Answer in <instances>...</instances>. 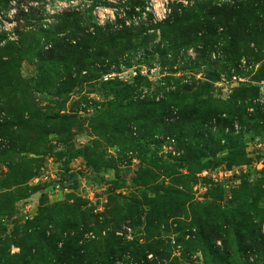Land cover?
<instances>
[{
  "label": "rangeland",
  "instance_id": "obj_1",
  "mask_svg": "<svg viewBox=\"0 0 264 264\" xmlns=\"http://www.w3.org/2000/svg\"><path fill=\"white\" fill-rule=\"evenodd\" d=\"M237 1L0 0V264H264V49L202 39Z\"/></svg>",
  "mask_w": 264,
  "mask_h": 264
},
{
  "label": "trees",
  "instance_id": "obj_2",
  "mask_svg": "<svg viewBox=\"0 0 264 264\" xmlns=\"http://www.w3.org/2000/svg\"><path fill=\"white\" fill-rule=\"evenodd\" d=\"M237 2L241 3H234L231 5L227 3L220 8L221 11L222 9L224 10L223 15L221 16L223 18L221 20L227 23V25L221 26L225 29L224 39L220 40L219 36L216 37V31L219 28L216 24L220 19L208 21V25L205 27V36L202 39L204 40L205 45L207 44V46L211 48L221 41L223 49L231 53L234 57L235 55L236 57L249 55L255 58L257 55L253 49L259 51L264 49V0H243ZM207 13L208 16H212L211 14L214 12ZM196 31L198 32V30ZM140 32H142V30ZM138 35L139 33L137 36L132 35V43L139 39L141 45L146 44V41H144L145 37ZM168 45H171L169 41ZM251 45H253L252 48ZM203 61L205 64L209 62L208 58H204ZM246 91H243L242 94H246ZM250 91V95H257L256 88H253V90ZM239 139L240 137H235L228 146H225V148L232 151L233 148L238 146ZM239 156L246 161L244 154H239ZM239 156H235V160ZM206 248L210 257L215 259L216 255L214 250L208 245H206ZM125 252H127V250L123 249L120 251V255H123ZM103 264H113V262L103 261Z\"/></svg>",
  "mask_w": 264,
  "mask_h": 264
},
{
  "label": "built area",
  "instance_id": "obj_3",
  "mask_svg": "<svg viewBox=\"0 0 264 264\" xmlns=\"http://www.w3.org/2000/svg\"><path fill=\"white\" fill-rule=\"evenodd\" d=\"M242 65V67H245V65H246V62H245V60H241L240 61V66ZM136 74L134 73V76H135ZM106 76H109V74H106ZM239 80H242L241 78H239Z\"/></svg>",
  "mask_w": 264,
  "mask_h": 264
}]
</instances>
